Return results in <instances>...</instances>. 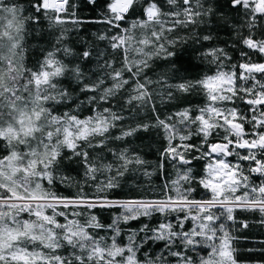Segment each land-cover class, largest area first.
Listing matches in <instances>:
<instances>
[{
	"label": "snow or ice",
	"instance_id": "6c2138e0",
	"mask_svg": "<svg viewBox=\"0 0 264 264\" xmlns=\"http://www.w3.org/2000/svg\"><path fill=\"white\" fill-rule=\"evenodd\" d=\"M87 3L95 11L99 0ZM225 7L217 0H104L88 19L73 0H29L28 8L0 0V264H239L233 213H258L255 223L264 228V0H226ZM86 23L104 29L91 41L77 37L74 47L71 32L79 29L67 25ZM213 29L231 30L239 62L206 45ZM33 32L46 34L50 47L41 46L29 67ZM161 67L153 80L148 73ZM193 93L203 103L180 107ZM157 96L177 110L161 118ZM149 106L147 122L125 124V109ZM153 131L163 137L160 170L166 162L175 169L163 197L54 190L57 180H72L58 175L65 159L83 169V185L96 193L122 187L127 173L148 162L109 143ZM105 149L112 162H104ZM194 160L206 161L202 175ZM96 208L122 211L105 225ZM142 218L148 222L126 229Z\"/></svg>",
	"mask_w": 264,
	"mask_h": 264
},
{
	"label": "trees",
	"instance_id": "16d2710c",
	"mask_svg": "<svg viewBox=\"0 0 264 264\" xmlns=\"http://www.w3.org/2000/svg\"><path fill=\"white\" fill-rule=\"evenodd\" d=\"M20 4H23L25 8H28L29 0H15ZM74 3L79 5V16L81 18L93 19L98 16L99 7L104 4V0H99V4L97 5V9L94 11L92 6L87 3V0H73ZM218 5L222 8L224 12H228L229 8L225 7L226 0H217ZM27 14V13H25ZM234 15V14H233ZM67 27L69 29H79V31L73 30L71 32V40L73 41L74 47H80V44L76 43L77 37L83 38L84 40L91 41L93 37V33L97 31H102L104 29V25L86 23L82 26L68 24ZM45 33L47 32V22L44 21ZM213 40L210 42H206V45L217 46L221 48H225L229 55L233 58L232 62L236 63L240 61L239 51L234 50L232 45L235 40L234 34L230 29H220L218 32L216 29H213ZM46 41L48 43L46 44ZM41 46L50 47V41L45 34L43 38L38 37L35 32H33L28 38L26 43V48L28 50V59L27 63L29 67H32L36 60L40 58L39 48ZM182 59H186L182 58ZM253 60H260L259 56H253ZM194 63L200 64L202 63L199 60H194ZM157 63L162 64L161 61H157ZM208 65L203 64L204 70H206ZM163 67L158 69L156 72H149L148 75L156 80L159 78L161 72L163 71ZM199 71V70H198ZM158 90V86H154ZM191 103L193 107H196L203 103V97L193 93L191 96L187 98V101L180 105V107L188 106V103ZM116 101H113L115 104ZM122 104L123 101H120ZM157 107L160 109L161 118L170 114L173 111H176L177 108L173 107L172 104L162 103L160 98L157 96L156 98ZM116 111H120L119 108L115 109ZM63 111V109H61ZM82 116H88L91 113L84 110L81 112ZM125 117V124L132 123L135 124L136 120L145 119L153 116L154 114L150 110L145 112L144 110H140L138 113L129 112L125 109L122 113ZM135 117L136 119H131ZM114 134L119 133V129L112 130ZM162 134L157 135L155 131L152 133H139L137 137L128 138V143L122 141H113L109 143L108 147L119 151L122 147H128L130 149H134L137 153H139L145 161L148 163L143 167H139L138 170L129 172L126 174V178H122L120 183L122 187L108 190L104 193H96L95 185L89 183L87 186L83 185V177L82 172L83 169L73 161L64 160L63 166L59 169L58 175L71 177L72 180L70 183L61 184L59 180H57V184L55 189L62 195L65 196H75L81 192V189L84 194L87 196H107L112 200H125L129 198H160L164 195L163 186L166 182H169L171 179L175 178V169L173 168L170 162L165 163V168L163 171L159 168V160L160 153L158 149L161 146L162 142ZM193 142H199L197 138H193ZM95 155V153H94ZM102 156L105 157L104 162H112L114 160L113 156L107 149L101 153ZM206 161L203 160H194L192 163V168L197 175H202L204 171ZM147 172L148 175L144 173ZM165 173L169 178L168 181L165 179ZM108 175V173H105ZM101 180L104 179V176L100 177ZM79 182L80 188L75 185ZM174 194V193H173ZM203 194V189L197 187L196 193H194L196 198H200ZM93 214H95L101 223L107 225L110 224L112 219L116 214L122 211L119 208H96L91 210ZM236 218V223L228 222L229 227L232 230V235L236 237L235 247L237 248L236 259L239 264H264V251H260V249H264V244H261V241H264V228L259 227L255 221L259 218V214H253L251 212H244L237 209L234 213ZM159 220V217H156L152 220V223L155 224ZM247 221L250 225L249 228L245 229L242 227V221ZM148 222L147 218H142L139 221H131L128 225H126V229H138L143 223ZM191 225L189 224V227ZM103 234V233H101ZM248 249H255L254 251H248ZM152 250L158 251L159 247L157 245L152 246Z\"/></svg>",
	"mask_w": 264,
	"mask_h": 264
},
{
	"label": "rangeland",
	"instance_id": "374dc122",
	"mask_svg": "<svg viewBox=\"0 0 264 264\" xmlns=\"http://www.w3.org/2000/svg\"><path fill=\"white\" fill-rule=\"evenodd\" d=\"M259 59H260V57H259ZM241 107H244V106L242 105ZM229 159H233V158L230 157ZM256 182H259V177L256 178Z\"/></svg>",
	"mask_w": 264,
	"mask_h": 264
}]
</instances>
